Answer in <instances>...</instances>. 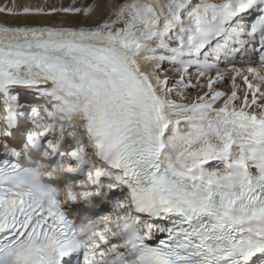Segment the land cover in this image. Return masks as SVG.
<instances>
[{
    "label": "snow or ice",
    "instance_id": "obj_1",
    "mask_svg": "<svg viewBox=\"0 0 264 264\" xmlns=\"http://www.w3.org/2000/svg\"><path fill=\"white\" fill-rule=\"evenodd\" d=\"M0 264H264V0H0Z\"/></svg>",
    "mask_w": 264,
    "mask_h": 264
},
{
    "label": "bare ground",
    "instance_id": "obj_2",
    "mask_svg": "<svg viewBox=\"0 0 264 264\" xmlns=\"http://www.w3.org/2000/svg\"><path fill=\"white\" fill-rule=\"evenodd\" d=\"M50 1L51 2H57V0H50ZM22 2L35 4V3L42 2V0H22ZM219 90H220V86H219ZM191 95H195V92H192Z\"/></svg>",
    "mask_w": 264,
    "mask_h": 264
},
{
    "label": "rangeland",
    "instance_id": "obj_3",
    "mask_svg": "<svg viewBox=\"0 0 264 264\" xmlns=\"http://www.w3.org/2000/svg\"><path fill=\"white\" fill-rule=\"evenodd\" d=\"M51 2V1H50ZM68 2V0H65V3H67Z\"/></svg>",
    "mask_w": 264,
    "mask_h": 264
}]
</instances>
